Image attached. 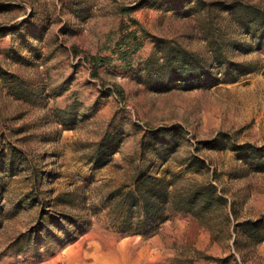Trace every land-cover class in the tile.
Segmentation results:
<instances>
[{"label":"rangeland","instance_id":"obj_1","mask_svg":"<svg viewBox=\"0 0 264 264\" xmlns=\"http://www.w3.org/2000/svg\"><path fill=\"white\" fill-rule=\"evenodd\" d=\"M0 264H264V0H0Z\"/></svg>","mask_w":264,"mask_h":264},{"label":"trees","instance_id":"obj_2","mask_svg":"<svg viewBox=\"0 0 264 264\" xmlns=\"http://www.w3.org/2000/svg\"><path fill=\"white\" fill-rule=\"evenodd\" d=\"M180 69H181V71H183V65L182 64H180Z\"/></svg>","mask_w":264,"mask_h":264}]
</instances>
